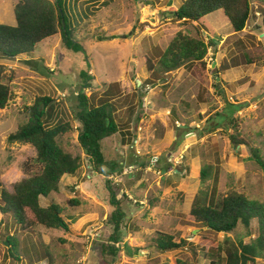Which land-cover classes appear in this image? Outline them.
Masks as SVG:
<instances>
[{
    "label": "rangeland",
    "instance_id": "obj_1",
    "mask_svg": "<svg viewBox=\"0 0 264 264\" xmlns=\"http://www.w3.org/2000/svg\"><path fill=\"white\" fill-rule=\"evenodd\" d=\"M18 1L0 0V23L15 24ZM182 2L66 0L85 53L68 48L58 33L30 54L0 59L13 91L0 109V182L12 190L29 176L27 168L40 172L33 144L8 141L27 123L25 107L39 96L55 99L49 126L67 127L59 143L80 161L74 175L62 177L61 189L40 201L44 207L60 205L70 230L23 231L0 213V264H101L103 257L111 264H210L209 249L226 235L193 230L188 215L198 192L208 190L218 199L237 190L264 204V169L251 152L257 147L264 158V12L253 3L246 28L236 33L223 10L197 22L177 20L173 11ZM179 32L211 44L207 70L161 71L159 60ZM88 69L90 100L98 103L110 89L116 97L119 131L103 141L106 160L116 167L110 176L90 169L79 141L78 96ZM217 112L222 116L215 117ZM237 132L248 145L232 142ZM204 167L211 173L206 182ZM108 180L125 214L122 249L115 258L103 254L115 211ZM254 225H241L229 236L249 242ZM159 232L185 243L160 251L153 245ZM7 236L15 237L19 260Z\"/></svg>",
    "mask_w": 264,
    "mask_h": 264
},
{
    "label": "trees",
    "instance_id": "obj_2",
    "mask_svg": "<svg viewBox=\"0 0 264 264\" xmlns=\"http://www.w3.org/2000/svg\"><path fill=\"white\" fill-rule=\"evenodd\" d=\"M253 3L264 12V0H183L173 11V16L177 20L197 22L214 11L223 10L234 32L238 33L246 28L252 15ZM14 15L16 25L0 23V59L10 60L30 54L38 44L58 33H61L68 48L85 53L80 41H76V27L70 18L66 0H20L14 7ZM210 51V43L179 32L163 52L159 67L164 73L183 66L196 71L207 70L206 58ZM5 68V65L0 64V109L6 108L13 97L10 83L5 82ZM148 68H154L151 58L148 59ZM82 77L84 84L78 96L77 112L81 124L79 141L89 157L90 169L110 176L116 167L106 160L103 141L119 131L113 109L116 97H113L110 89L98 103L90 100L86 95L93 79L89 69L82 72ZM56 104L55 99L49 96L37 97L32 105L25 107V113L29 117L27 123L8 137L10 143L33 144L37 150L35 160L40 167V172L36 173H31L27 168L29 176L16 182L12 190L0 182V213L11 217L23 231L37 226L70 230L71 222L60 205L52 202L44 207L40 203L41 198H47L61 189L64 175H74L80 168L79 158L66 152L59 143V139L67 132V127L49 126L54 119ZM216 116L222 115L217 112ZM231 122L234 129L235 121ZM231 139L236 145L249 144L238 132L232 134ZM251 152L255 162L264 169L261 150L252 147ZM105 167L110 169L105 170ZM210 174V168L204 167L201 172L202 181L206 182ZM106 184L109 201L115 211L109 222V243L103 245V254L111 253L115 258L122 249L121 224L125 220V214L112 182L108 180ZM188 221L193 230L206 229L216 234L225 233L224 241L209 249L210 264H264L263 203L237 190L228 191L221 198L214 199L210 197L208 190L202 189L193 200ZM252 223L255 224L254 234H251L253 238L249 242L229 236L241 225L251 228ZM14 238L7 236L6 240L10 246L13 245L11 254L19 260ZM184 243V240L178 243L174 235L164 232H159L153 240L154 247L163 252L180 248ZM175 263L188 264L177 260ZM101 264L111 263L103 257Z\"/></svg>",
    "mask_w": 264,
    "mask_h": 264
},
{
    "label": "crops",
    "instance_id": "obj_3",
    "mask_svg": "<svg viewBox=\"0 0 264 264\" xmlns=\"http://www.w3.org/2000/svg\"><path fill=\"white\" fill-rule=\"evenodd\" d=\"M15 24H16V22H15ZM15 24H14V25H15Z\"/></svg>",
    "mask_w": 264,
    "mask_h": 264
},
{
    "label": "water",
    "instance_id": "obj_4",
    "mask_svg": "<svg viewBox=\"0 0 264 264\" xmlns=\"http://www.w3.org/2000/svg\"><path fill=\"white\" fill-rule=\"evenodd\" d=\"M218 79H220V78H218Z\"/></svg>",
    "mask_w": 264,
    "mask_h": 264
}]
</instances>
